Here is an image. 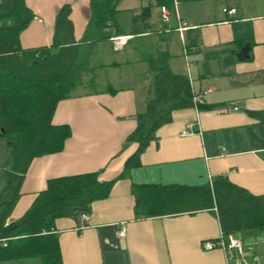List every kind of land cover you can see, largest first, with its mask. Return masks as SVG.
<instances>
[{"label": "crops", "instance_id": "obj_1", "mask_svg": "<svg viewBox=\"0 0 264 264\" xmlns=\"http://www.w3.org/2000/svg\"><path fill=\"white\" fill-rule=\"evenodd\" d=\"M25 2L33 17L20 33L22 47L82 39L90 0ZM65 4L68 21L58 22ZM165 7L163 21L156 0L119 1L111 32L121 34L97 43L93 82L84 76L56 104L52 122L71 128L64 148L34 157L21 182L6 223L26 212L50 178L85 172H97L105 181L116 178L137 148L128 138L137 113L154 95L158 70L166 65L188 77L193 105L172 110L171 120L141 152L140 163L118 178L106 197L93 201L87 214L54 220L51 232L58 237L62 264H235L224 250L204 247L228 235L243 244L242 264H264V228L226 235L216 206L153 217L136 212L134 184L211 186L225 176L264 195V120L248 112H264V0H177L176 9L172 0ZM111 72L131 82L115 87ZM186 129L190 133L182 134ZM9 162V141L0 134V195L8 184ZM121 225L124 236L118 235ZM0 264L43 263L32 256Z\"/></svg>", "mask_w": 264, "mask_h": 264}, {"label": "trees", "instance_id": "obj_2", "mask_svg": "<svg viewBox=\"0 0 264 264\" xmlns=\"http://www.w3.org/2000/svg\"><path fill=\"white\" fill-rule=\"evenodd\" d=\"M120 0H90V18L82 39L50 46L24 48L20 33L33 17L25 0H0V134L10 145L8 184L0 195V260L36 256L43 264H62L58 237L51 232L61 216L78 218L91 204L106 197L113 183L138 165L141 152L156 138L157 128L171 120L174 109L193 105L188 77L174 74L163 65L155 76L154 95L136 115V126L128 140L137 143L122 172L112 180H100L97 172L64 175L48 179L26 212L7 222L20 196V185L32 159L59 152L71 135L67 124H54L56 104L68 98L89 75L93 82L97 66L91 57L97 43L121 34L115 14ZM158 6L172 0H156ZM146 9V8H144ZM70 5L58 12V22L67 20ZM63 22L65 30L68 24ZM59 26V25H58ZM64 30L63 26H60ZM199 109L210 105L197 104ZM264 120V112L248 111ZM136 212L143 217L161 216L217 208L224 234L247 228H264V195L219 176L210 185L134 184Z\"/></svg>", "mask_w": 264, "mask_h": 264}, {"label": "built area", "instance_id": "obj_3", "mask_svg": "<svg viewBox=\"0 0 264 264\" xmlns=\"http://www.w3.org/2000/svg\"><path fill=\"white\" fill-rule=\"evenodd\" d=\"M174 2V7L176 9L177 7V0H173ZM160 10H161V17L163 19V21H166L168 19V10L165 6H161L160 7ZM235 12V9L232 8L229 10V13H234ZM185 25H182L179 27L180 30L184 29ZM121 39H118V42L116 43H119ZM192 125H188V127H191ZM190 133L189 130H184L182 132V134H188ZM125 226L124 225H121L119 231H118V235L119 236H124L125 234ZM204 247L206 249H214V248H220L222 250L225 251V253L227 254V259L228 261L230 259H234L235 261V264H242L243 263V255H244V250H243V244L241 242V240L238 238V237H235L233 235H228L227 237H221L219 238L218 240L216 241H206L204 243ZM235 253L234 255L232 254V256L229 254V253ZM234 256V257H233Z\"/></svg>", "mask_w": 264, "mask_h": 264}, {"label": "rangeland", "instance_id": "obj_4", "mask_svg": "<svg viewBox=\"0 0 264 264\" xmlns=\"http://www.w3.org/2000/svg\"><path fill=\"white\" fill-rule=\"evenodd\" d=\"M133 1H135V0H133ZM111 73H112L111 78H114V81L112 80L111 84L115 87H123L126 84H129L131 82V78H129V77L123 76L122 78H120L118 76L116 77L114 72H111ZM98 81H99L98 83H100L101 85L104 84L103 79H100V80L98 79Z\"/></svg>", "mask_w": 264, "mask_h": 264}]
</instances>
